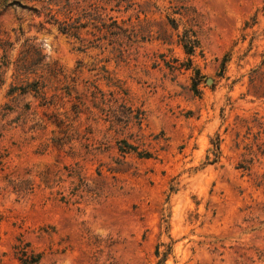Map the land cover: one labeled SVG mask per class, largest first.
<instances>
[{"label": "rangeland", "instance_id": "obj_1", "mask_svg": "<svg viewBox=\"0 0 264 264\" xmlns=\"http://www.w3.org/2000/svg\"><path fill=\"white\" fill-rule=\"evenodd\" d=\"M13 1L0 264H264V0Z\"/></svg>", "mask_w": 264, "mask_h": 264}, {"label": "trees", "instance_id": "obj_2", "mask_svg": "<svg viewBox=\"0 0 264 264\" xmlns=\"http://www.w3.org/2000/svg\"><path fill=\"white\" fill-rule=\"evenodd\" d=\"M39 3H42L45 8L48 9L46 12V15L50 22L57 25L59 30L64 33H69L73 36L78 35V24H76L71 16L73 13V7L70 4V1L67 0L66 3H64L62 0H33ZM12 3H22V0H14ZM72 20V21H71ZM184 48L186 52L191 55L193 54L195 50V46H197V40L196 39H189L188 41L184 42ZM197 71V75H198ZM132 147V146H130ZM219 149V147H217ZM147 157L150 154H145ZM161 254H164L163 257L160 259V263L165 260V257H167V252H161L159 246L156 249V255L161 256ZM38 258H36L33 262H24V264H32L34 262H37Z\"/></svg>", "mask_w": 264, "mask_h": 264}, {"label": "water", "instance_id": "obj_3", "mask_svg": "<svg viewBox=\"0 0 264 264\" xmlns=\"http://www.w3.org/2000/svg\"><path fill=\"white\" fill-rule=\"evenodd\" d=\"M213 80H212V78H208L207 79V83L209 84V83H211Z\"/></svg>", "mask_w": 264, "mask_h": 264}]
</instances>
